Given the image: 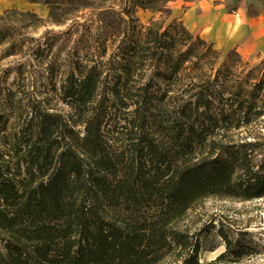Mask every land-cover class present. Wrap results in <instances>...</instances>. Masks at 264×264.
<instances>
[{"label":"trees","instance_id":"obj_1","mask_svg":"<svg viewBox=\"0 0 264 264\" xmlns=\"http://www.w3.org/2000/svg\"><path fill=\"white\" fill-rule=\"evenodd\" d=\"M153 26L121 39L116 60L75 63L56 104L28 103L1 137L0 264H226L250 254L219 231L224 251L200 262L184 221L205 199L264 198V142L216 133L228 102L207 75L205 41L182 23ZM244 100L235 106L249 122L255 103Z\"/></svg>","mask_w":264,"mask_h":264},{"label":"rangeland","instance_id":"obj_2","mask_svg":"<svg viewBox=\"0 0 264 264\" xmlns=\"http://www.w3.org/2000/svg\"><path fill=\"white\" fill-rule=\"evenodd\" d=\"M48 1L45 5L0 0V139L17 128L20 111L28 103L56 104L57 90L74 71L75 63L116 60L121 39L132 36L139 27L153 24L162 33L182 23L193 40L205 41L202 53L210 62L207 75L212 80L217 76L221 98L228 102L229 119L218 121L216 133L234 143L264 142V54L242 56L203 38L200 28L195 33L189 30L201 17L193 16V11L187 17L189 9L200 4L207 11L217 6L230 10L241 0ZM240 96L255 103L249 122L236 110ZM184 223L190 235L199 238L200 262H209L224 251L220 231L232 242L248 246L250 252L226 264H264V198L249 202L205 199Z\"/></svg>","mask_w":264,"mask_h":264},{"label":"crops","instance_id":"obj_3","mask_svg":"<svg viewBox=\"0 0 264 264\" xmlns=\"http://www.w3.org/2000/svg\"><path fill=\"white\" fill-rule=\"evenodd\" d=\"M239 3L230 10L217 6L209 11L196 5L188 10L187 17L192 11L193 16L199 14L201 17L199 21L196 18L189 30L195 33L200 28L203 38L242 56L264 54V0H241Z\"/></svg>","mask_w":264,"mask_h":264}]
</instances>
